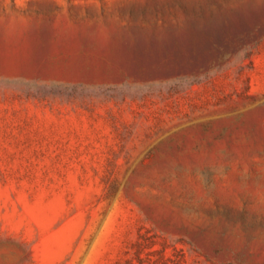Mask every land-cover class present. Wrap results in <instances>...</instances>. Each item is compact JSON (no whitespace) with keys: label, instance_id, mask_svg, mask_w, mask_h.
<instances>
[{"label":"rangeland","instance_id":"obj_1","mask_svg":"<svg viewBox=\"0 0 264 264\" xmlns=\"http://www.w3.org/2000/svg\"><path fill=\"white\" fill-rule=\"evenodd\" d=\"M0 264H264V0H0Z\"/></svg>","mask_w":264,"mask_h":264}]
</instances>
